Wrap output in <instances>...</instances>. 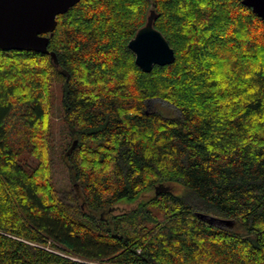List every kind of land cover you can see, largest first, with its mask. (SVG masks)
Segmentation results:
<instances>
[{
  "label": "trees",
  "instance_id": "1",
  "mask_svg": "<svg viewBox=\"0 0 264 264\" xmlns=\"http://www.w3.org/2000/svg\"><path fill=\"white\" fill-rule=\"evenodd\" d=\"M151 11L175 60L145 73L128 43ZM56 21L47 54L0 50V264H264V20L240 0H80Z\"/></svg>",
  "mask_w": 264,
  "mask_h": 264
},
{
  "label": "water",
  "instance_id": "2",
  "mask_svg": "<svg viewBox=\"0 0 264 264\" xmlns=\"http://www.w3.org/2000/svg\"><path fill=\"white\" fill-rule=\"evenodd\" d=\"M80 0H0V50L34 51L48 53L49 38L56 28V18L65 14ZM254 14L264 20V0H240ZM154 11L146 24L129 41L128 48L134 55L135 65L150 73L154 66L170 65L175 60L173 49L153 22ZM48 35V36H45ZM55 61L54 54H50ZM202 222L212 226H230L231 222L195 213Z\"/></svg>",
  "mask_w": 264,
  "mask_h": 264
},
{
  "label": "rangeland",
  "instance_id": "3",
  "mask_svg": "<svg viewBox=\"0 0 264 264\" xmlns=\"http://www.w3.org/2000/svg\"><path fill=\"white\" fill-rule=\"evenodd\" d=\"M61 101V87L59 85H53L50 110L51 138L53 148V181L57 188L66 190L69 187V179L67 170L62 161V155L67 149L71 140L67 137V130L63 126ZM147 105L148 110L152 112H159L165 115L177 114L174 108L158 99L148 101ZM128 210L129 206H119L114 209V214H119Z\"/></svg>",
  "mask_w": 264,
  "mask_h": 264
}]
</instances>
